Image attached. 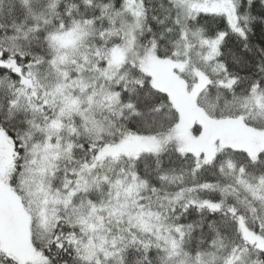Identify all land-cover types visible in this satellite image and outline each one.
<instances>
[{"label": "snow or ice", "instance_id": "1", "mask_svg": "<svg viewBox=\"0 0 264 264\" xmlns=\"http://www.w3.org/2000/svg\"><path fill=\"white\" fill-rule=\"evenodd\" d=\"M0 264H264V0H0Z\"/></svg>", "mask_w": 264, "mask_h": 264}]
</instances>
